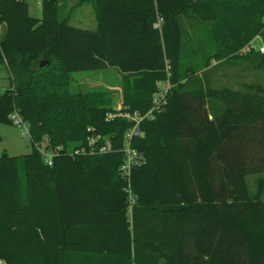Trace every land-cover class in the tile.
<instances>
[{"label": "trees", "instance_id": "obj_1", "mask_svg": "<svg viewBox=\"0 0 264 264\" xmlns=\"http://www.w3.org/2000/svg\"><path fill=\"white\" fill-rule=\"evenodd\" d=\"M83 2L95 29L68 21ZM40 6L32 17L25 0H0V65L8 72L0 122L13 123L16 113L31 144L22 155L0 156L5 264H264V177L254 194L245 186L246 175L264 172V85L211 81L217 66L225 75L237 57L264 71V53L239 52L264 39V0ZM181 15L211 24L215 50L195 55L199 66L181 64ZM104 67L121 74L119 109L110 89L71 88V72ZM166 77V104L137 123L128 143L142 158L123 177L134 121L121 114L146 112ZM88 135L97 138L88 144ZM44 139L60 147L49 164L38 149ZM127 185L135 198L129 210Z\"/></svg>", "mask_w": 264, "mask_h": 264}, {"label": "rangeland", "instance_id": "obj_2", "mask_svg": "<svg viewBox=\"0 0 264 264\" xmlns=\"http://www.w3.org/2000/svg\"><path fill=\"white\" fill-rule=\"evenodd\" d=\"M29 6V14L32 17H40L41 6L40 0H25ZM66 2V1H65ZM74 0H67L66 5L73 3ZM68 21L74 26L81 28L95 29L96 20L94 19V14L92 7L89 3L83 2L82 5L76 7L72 10L69 15ZM182 21V57L181 64L183 66H199L200 60L195 61V55L197 57L198 53H203L204 55H209L214 52V37L211 29V24L208 22H195L183 15H181ZM4 24L2 25V27ZM1 27V31L4 28ZM195 34L197 39H192ZM1 37V35H0ZM252 45L254 49H258L259 53H264V39L262 35L255 36L252 40ZM262 48L263 50H259ZM211 66H217L213 60L210 61ZM224 66V65H222ZM218 67V68H217ZM215 69V74L212 77L214 85H230L236 86L242 81H259L264 85V71L257 70L252 67V64L242 57H237L231 64L224 67L226 74H222L221 66H217ZM220 67V68H219ZM119 71L112 67H104L102 69H93L86 71H73L71 72V88L73 90L86 91L88 89L100 88L103 85H118L119 83ZM8 72L6 69L0 65V93L3 92L5 87L8 85ZM91 79L95 85L83 84L84 80ZM95 80V81H94ZM78 83V84H77ZM95 86V87H94ZM24 124L15 123H2L0 122V156L3 153L7 155H22L29 152L31 149V144L26 131L23 129ZM23 130V134L22 131ZM101 137V136H99ZM103 146H107L108 138L106 134L102 137ZM47 142L45 139L40 143V148L43 151L42 157L47 158L49 153V148L46 147ZM254 177V179H253ZM255 175L248 174L246 176L247 190L253 191L255 188Z\"/></svg>", "mask_w": 264, "mask_h": 264}, {"label": "built area", "instance_id": "obj_3", "mask_svg": "<svg viewBox=\"0 0 264 264\" xmlns=\"http://www.w3.org/2000/svg\"><path fill=\"white\" fill-rule=\"evenodd\" d=\"M251 48L254 49L255 47L252 45V42L250 41L244 47H242V49L239 52H247ZM259 50H263V49L259 48ZM156 83H157L156 89L151 95V99H152L151 106L146 112H144L142 114H139L137 112L132 113V114H128V113L121 114L120 113L121 115L130 117L134 121V125L128 131H126V136H125V145H124L125 159L121 163V166L119 168L120 175H122L123 177L127 178L129 175L130 168L133 165L140 162V160L142 158V155L139 152H137L135 149L130 148L129 143H128L130 136L132 134L137 133V127H136L137 123L144 118L152 120L156 116L155 114L158 113L159 111H161L163 109L164 105L166 104V100H167L166 95H167V92L171 86V83L169 82L168 77H166V79H164V80H159ZM109 116H112V114H109ZM11 118L13 120V123H15V124H22V125L24 124L23 129L28 134V131H27L28 126H27V123L25 121H22L17 116L16 113H13L11 115ZM88 129H89V127H87L86 130L88 131ZM21 132L23 134V130ZM96 138H97L96 136L88 135L87 143L88 144L93 143L94 140H96ZM105 147L106 146L104 145V146L100 147V149L104 150ZM56 148H60V147L56 146ZM38 149H39V151H41V153L43 152L40 147ZM55 149H53V150L50 149L49 153L47 154L48 155L47 158L43 159L46 163H48V164L50 163L51 157L55 153ZM80 150H82V148ZM125 191H126L127 197H128V210H129L131 205L134 204L135 198L133 197V195L131 193V189H130L129 185L126 186ZM0 264H5V262L2 258H0Z\"/></svg>", "mask_w": 264, "mask_h": 264}, {"label": "crops", "instance_id": "obj_4", "mask_svg": "<svg viewBox=\"0 0 264 264\" xmlns=\"http://www.w3.org/2000/svg\"><path fill=\"white\" fill-rule=\"evenodd\" d=\"M49 1H54V0H49ZM66 2H67V0H65ZM72 4V3H71ZM71 4H68V6H71ZM91 5V4H90ZM78 6H80V5H77V6H75L73 9H75L76 7H78ZM92 7V6H91ZM92 11H93V9H92ZM4 24V23H3ZM2 24V25H3ZM2 25H0V35H1V37H0V40H1V38L3 37V35H4V31H5V24H4V26L2 27ZM1 27L2 28H4V30L3 31H1ZM194 36L192 37V39H197L196 38V36H195V34H193ZM225 73H226V71H225ZM120 77H121V74H119V81H120ZM95 81V80H94ZM83 84L85 83H87V84H90V85H95V83L94 82H92L91 81V79H87V80H84V82H82ZM78 84V83H77ZM227 85V84H226ZM227 86H230V85H227ZM95 87V86H94ZM102 87H104V88H107V89H110V90H112L113 91V93H112V95H111V100H112V102H111V106H112V108H114V109H119V107L122 105V100H121V85L118 83V85H114V86H112V85H103ZM102 87H100V88H102ZM251 174H253V175H255V188H254V190L253 191H248L247 190V184H246V176H245V186H246V190H247V192L248 193H250V195L251 194H254L255 193V191L257 190V179L259 178V177H264V172H260V173H251ZM253 179H254V177H253ZM260 196H262V198H264V187H263V189H262V191H261V195ZM217 233H218V230L216 229L215 230V234L217 235Z\"/></svg>", "mask_w": 264, "mask_h": 264}]
</instances>
